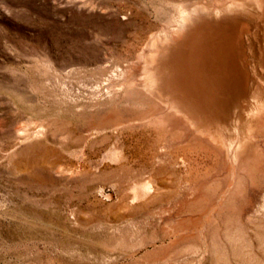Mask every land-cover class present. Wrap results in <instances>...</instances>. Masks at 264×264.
<instances>
[{
  "label": "rangeland",
  "instance_id": "1",
  "mask_svg": "<svg viewBox=\"0 0 264 264\" xmlns=\"http://www.w3.org/2000/svg\"><path fill=\"white\" fill-rule=\"evenodd\" d=\"M263 3L0 0V264H264ZM233 5L262 61L236 130L143 85L152 39Z\"/></svg>",
  "mask_w": 264,
  "mask_h": 264
},
{
  "label": "bare ground",
  "instance_id": "2",
  "mask_svg": "<svg viewBox=\"0 0 264 264\" xmlns=\"http://www.w3.org/2000/svg\"><path fill=\"white\" fill-rule=\"evenodd\" d=\"M222 8L182 16L176 27L181 40L166 42L165 34L159 43L152 39L155 50L147 57L143 85L197 123L236 130L238 120L258 111L259 103L253 100L258 97L257 67L262 61L252 49L259 26L249 28L251 13L244 5ZM244 47L249 59L243 57Z\"/></svg>",
  "mask_w": 264,
  "mask_h": 264
}]
</instances>
